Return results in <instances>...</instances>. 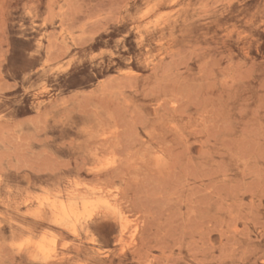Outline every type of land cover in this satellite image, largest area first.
Here are the masks:
<instances>
[{
    "label": "rangeland",
    "instance_id": "rangeland-1",
    "mask_svg": "<svg viewBox=\"0 0 264 264\" xmlns=\"http://www.w3.org/2000/svg\"><path fill=\"white\" fill-rule=\"evenodd\" d=\"M82 263L264 264V0H0V264Z\"/></svg>",
    "mask_w": 264,
    "mask_h": 264
},
{
    "label": "bare ground",
    "instance_id": "bare-ground-1",
    "mask_svg": "<svg viewBox=\"0 0 264 264\" xmlns=\"http://www.w3.org/2000/svg\"><path fill=\"white\" fill-rule=\"evenodd\" d=\"M42 28V27H41ZM41 35H43V34H41ZM40 35V36H41ZM47 53V52H46ZM46 56V55H45ZM38 57V56H37ZM41 58V57H40ZM49 59V58H48ZM50 61V60H49ZM48 63V62H47ZM42 64V63H41ZM49 64V63H48ZM136 64V63H135ZM47 65V64H46ZM80 66V65H79ZM81 67V66H80ZM142 67V66H141ZM113 68V67H112ZM43 69V68H42ZM109 70V69H108ZM110 70H112V69H110ZM141 70H143V69H141ZM75 71V70H74ZM19 74V73H18ZM30 74V73H29ZM103 76V75H102ZM107 77V76H106ZM104 81V80H103ZM100 87V86H99ZM20 91V90H19ZM12 92V91H11ZM20 93V92H19ZM23 93V92H22ZM35 95H37V94H35ZM25 105H27V104H25ZM29 108V107H28ZM28 110V109H27ZM28 112V111H27ZM35 112H37V111H35ZM159 157V156H158ZM111 158V157H110ZM115 159V158H114ZM106 162H109V161H107V159H106ZM105 162V163H106ZM113 162H115L114 160H113ZM104 163V164H105ZM111 163V162H110ZM107 165H109V164H106V166ZM102 166V165H101ZM101 166H100V168H101ZM105 166V165H104ZM104 166H102V168H104ZM99 170V169H98ZM85 184V183H84ZM94 186V185H93ZM96 186V185H95ZM99 187V186H98ZM100 188V187H99ZM99 188H98V190H99ZM102 188V187H101ZM96 189V188H95ZM113 190H115V189H113ZM112 190V191H113ZM94 191V190H93ZM102 191V190H101ZM107 192V191H106ZM111 192V191H110ZM92 193V192H91ZM90 193V194H91ZM100 193V192H99ZM102 193V192H101ZM88 194V193H87ZM96 194V193H95ZM111 194V193H110ZM83 196H86V195H83ZM83 196H81V199H82V197ZM89 196V195H88ZM104 196H106V195H104ZM110 196V195H109ZM115 196H116V194H115ZM87 197V196H86ZM91 198L90 199H92L93 197L92 196H90ZM117 197V196H116ZM85 198V197H84ZM100 198H102V197H100ZM104 199V198H103ZM110 199H114L113 198V196H112V198H110ZM93 200V199H92ZM91 200V201H92ZM96 200V199H95ZM94 200V201H95ZM100 200V199H99ZM104 200H106V199H104ZM103 201V200H102ZM107 201V200H106ZM93 202V201H92ZM96 202V201H95ZM109 202V201H108ZM94 203V202H93ZM95 204V203H94ZM94 204H93V206H94ZM98 204H101L100 206H102V205H105V207L107 208V207H109V208H111L110 207V205L107 203V202H104V204H102L100 201H98ZM97 204V205H98ZM134 205V204H133ZM95 207V209H96V206H94ZM99 207V206H98ZM102 207H104V206H102ZM50 208L52 209V212H53V214H54V219H55V221L59 224V225H62V226H66V227H68V228H70L71 230H73L74 232H77L78 231V222H80L79 220L81 219V217H86V216H89L90 214L92 215V213H90L91 211V209H92V204L87 200V199H85V200H78V201H72V200H70V201H65V200H61L60 202H53V203H51L50 204ZM101 208V207H100ZM135 208V207H134ZM93 210V209H92ZM100 210V209H99ZM112 210H113V207H112ZM94 211H98L97 209L96 210H94ZM93 211V212H94ZM116 211H117V209H116ZM97 213V212H96ZM118 213L119 214H121V211L119 212L118 211ZM95 214V213H94ZM21 215V214H20ZM122 215V214H121ZM90 219H91V217H89ZM84 219V218H83ZM82 219V220H83ZM108 219V218H107ZM83 222H88V221H83ZM120 225V224H119ZM103 227V226H102ZM100 230H99V232L100 231H102L101 230V228H99ZM107 229V228H106ZM106 232V231H105ZM62 234V233H61ZM102 234V233H101ZM105 235V234H104ZM108 236V235H107ZM34 242V241H33ZM47 242H48V240H47ZM53 243H55V241L53 242ZM53 243H51V245H53ZM40 245V244H39ZM51 245H49V246H51ZM55 248V247H54ZM44 259V258H43ZM42 260V259H41ZM43 262V261H42ZM83 264V263H82Z\"/></svg>",
    "mask_w": 264,
    "mask_h": 264
}]
</instances>
